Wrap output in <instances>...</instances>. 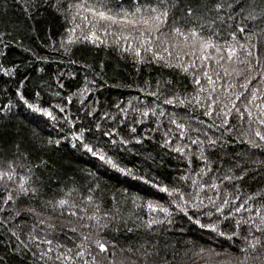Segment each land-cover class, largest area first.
<instances>
[{"label":"trees","instance_id":"1","mask_svg":"<svg viewBox=\"0 0 264 264\" xmlns=\"http://www.w3.org/2000/svg\"><path fill=\"white\" fill-rule=\"evenodd\" d=\"M261 137L264 0H0V264H264Z\"/></svg>","mask_w":264,"mask_h":264},{"label":"snow or ice","instance_id":"2","mask_svg":"<svg viewBox=\"0 0 264 264\" xmlns=\"http://www.w3.org/2000/svg\"><path fill=\"white\" fill-rule=\"evenodd\" d=\"M217 7H219V5H217ZM152 10L155 11V9H152ZM187 15H188V16H192V15H193V13H192V11H191L190 8H189L188 11H187ZM99 16H100V18H101L102 20H113V22H115V20H114L113 17L107 16L104 12H100V13H99ZM156 19L158 20V19H160V17H156ZM240 30L243 31V29H240ZM176 31L179 32V29H177ZM191 35L195 36V35H197V33H196L195 31H193V32L191 33ZM208 46L211 47L212 45L209 44ZM234 54H235V53H233V55H234ZM168 102L171 103V101H168ZM48 115H51V114L48 113ZM261 139H264V137H261ZM85 147H87V146L85 145ZM88 151L91 152L92 149H91V148H88ZM94 154H95V153H94ZM99 158L102 159V160L104 159L103 156H100ZM109 163H111V161H109ZM21 188H23V185H21ZM160 191H168V190L165 189V188H161ZM171 194H172V193L169 192V195H171ZM65 203H66V202H65L64 200L59 201L60 206H63ZM149 207H152V206L149 205ZM154 210H155V209H154ZM161 210H162V211H166V210H164V209H161ZM237 211H239V209H237ZM73 215H75V213H73ZM89 218L92 219V217H89ZM72 231H75V229H72ZM48 243H51V242L49 241ZM97 246L99 247V249H100L101 252H106V251H107V248L104 246V244L97 242ZM253 247H254V245H253ZM201 251H203V250H201ZM81 255H83V254L81 253Z\"/></svg>","mask_w":264,"mask_h":264}]
</instances>
